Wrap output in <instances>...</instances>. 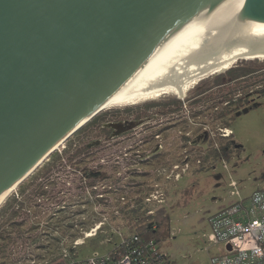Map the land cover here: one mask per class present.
<instances>
[{
	"label": "rangeland",
	"instance_id": "rangeland-1",
	"mask_svg": "<svg viewBox=\"0 0 264 264\" xmlns=\"http://www.w3.org/2000/svg\"><path fill=\"white\" fill-rule=\"evenodd\" d=\"M237 66L255 72L218 86L217 76L226 70L200 80L185 98L170 93L111 107L97 114L96 123L87 127L89 120L74 132L55 150L67 152L61 163L48 166L37 182L47 185L44 196L31 188L24 198L18 186L1 204L0 264L46 262L70 251L77 259L105 254L136 233L142 221L149 222L150 209L160 207L170 215V234L161 247L171 264H211L223 246L208 240V219L239 199L230 183L237 182L242 197L264 188V59H239L231 67ZM206 88L211 89L199 95ZM236 98L253 107L238 112L230 126L234 135L225 139L218 128L229 119H218V113ZM175 101L183 108L170 112ZM102 122L113 126L110 136L101 130ZM230 140L241 150L233 149L227 160L208 157L216 143ZM86 144L91 147L70 161L69 155ZM186 162L190 168L179 181L166 178L174 163ZM92 170L105 175L93 181L85 174ZM156 192L164 194V202L147 203ZM77 241L83 243L75 246Z\"/></svg>",
	"mask_w": 264,
	"mask_h": 264
},
{
	"label": "water",
	"instance_id": "water-1",
	"mask_svg": "<svg viewBox=\"0 0 264 264\" xmlns=\"http://www.w3.org/2000/svg\"><path fill=\"white\" fill-rule=\"evenodd\" d=\"M206 9L264 19V0H0V193Z\"/></svg>",
	"mask_w": 264,
	"mask_h": 264
},
{
	"label": "bare ground",
	"instance_id": "bare-ground-1",
	"mask_svg": "<svg viewBox=\"0 0 264 264\" xmlns=\"http://www.w3.org/2000/svg\"><path fill=\"white\" fill-rule=\"evenodd\" d=\"M239 59H264V19H229L206 9L113 85L98 110L135 105L170 93L185 98L200 80L228 70ZM87 122L88 118L81 120L24 175L5 187L0 193V206L49 152L63 146L68 136Z\"/></svg>",
	"mask_w": 264,
	"mask_h": 264
},
{
	"label": "built area",
	"instance_id": "built-area-1",
	"mask_svg": "<svg viewBox=\"0 0 264 264\" xmlns=\"http://www.w3.org/2000/svg\"><path fill=\"white\" fill-rule=\"evenodd\" d=\"M218 134L225 139L234 135L230 127H219ZM215 147L218 148L217 143ZM197 163L201 164L202 161L198 159ZM189 168V162L174 163L166 178L179 181ZM230 186L234 187L231 194L237 195L239 199L210 215L208 219V240L223 246L219 254L211 257V264H264V188H258L242 197L236 181L233 180ZM154 200L164 202V194L156 192L146 198L147 203ZM154 212L155 209L149 210L151 214ZM85 236L88 237L87 234ZM81 243L77 241L75 246ZM31 264H171V260L161 244L142 241L139 235L132 234L122 237L105 254L96 253L85 259H77L76 254L70 251L46 262L32 260Z\"/></svg>",
	"mask_w": 264,
	"mask_h": 264
},
{
	"label": "trees",
	"instance_id": "trees-1",
	"mask_svg": "<svg viewBox=\"0 0 264 264\" xmlns=\"http://www.w3.org/2000/svg\"><path fill=\"white\" fill-rule=\"evenodd\" d=\"M255 72V69L253 67L249 66H244L240 68L239 66L237 67H231L229 68L226 72L220 73L217 78L219 79L217 82V85H223L227 83H231L234 81H239L242 79H245L252 75ZM227 76V77H225ZM209 89L211 88H206L204 91H202L199 95L205 94ZM201 100V97L196 100V102H199ZM181 101V100H180ZM180 101H175V104L177 106L175 108H170V112L174 111H179L180 109L183 108L182 102ZM243 101L242 98H236L232 101H228L227 107L222 110L221 112L218 113V119H224L228 118L229 120L225 121V126L222 127H230L233 120L235 119L236 115L238 112H240L243 108H252L253 104L251 102H245L241 103ZM234 108H231L232 106ZM99 115L95 116L92 120H90L85 126H90L92 123H96L99 120ZM101 125V130L104 131L107 135H111L114 132L113 126L110 124L106 123L104 124L103 122L100 124ZM81 127L79 131L83 130L85 127ZM231 128V127H230ZM78 131V132H79ZM233 137V136H232ZM231 137V138H232ZM229 139V138H227ZM215 141V140H214ZM91 147L90 144H86L85 146L78 148L73 152V154H70V161H73L74 157L80 156L83 151H87ZM242 145L235 142L234 140L228 141V143H225L223 145H218V148L212 147V149L209 150L208 157L213 158L215 160L217 159H229L231 158V152H233V149H240L241 150ZM64 154H67V152L63 153L62 151H55L53 152L48 160L44 161L41 166H39L27 179H25L18 187V192L20 195L25 196L27 195L28 189H36L38 191V196H44L46 194V187L45 183L40 182L37 184L39 180H42L45 178V175L48 171L47 167L51 165H56L57 163H61ZM202 164V163H201ZM211 167H214V164H211ZM87 177L93 179L95 181L99 177H103L105 174L101 172H96V171H88L85 172ZM93 181L91 183H93ZM93 185V184H92ZM5 204H7V200L5 201ZM136 211V210H135ZM148 218L150 219L149 222H141V224H138V227L136 228V233L139 235L142 241H155L159 244H161L162 239L169 235V222H170V215L166 211L164 207H160L153 214H149ZM141 220V219H140ZM140 220L138 222L140 223Z\"/></svg>",
	"mask_w": 264,
	"mask_h": 264
}]
</instances>
